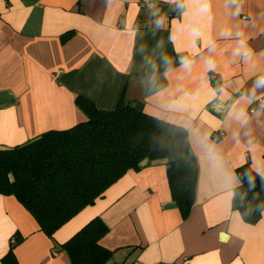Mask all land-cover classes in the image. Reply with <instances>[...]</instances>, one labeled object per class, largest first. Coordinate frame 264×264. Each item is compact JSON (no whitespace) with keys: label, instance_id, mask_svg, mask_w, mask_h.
Wrapping results in <instances>:
<instances>
[{"label":"crops","instance_id":"obj_1","mask_svg":"<svg viewBox=\"0 0 264 264\" xmlns=\"http://www.w3.org/2000/svg\"><path fill=\"white\" fill-rule=\"evenodd\" d=\"M79 97L102 111L141 102L184 127L193 208L185 218L173 201L165 162L128 171L53 238L0 194V264H73L61 245L95 218L105 264H264V211L252 224L232 204L239 168L264 178V109L251 112L264 100V0H0V148L86 121Z\"/></svg>","mask_w":264,"mask_h":264},{"label":"trees","instance_id":"obj_2","mask_svg":"<svg viewBox=\"0 0 264 264\" xmlns=\"http://www.w3.org/2000/svg\"><path fill=\"white\" fill-rule=\"evenodd\" d=\"M160 8V6H159ZM87 120L50 130L25 144L0 148V194L14 196L53 238L73 217L93 206L130 170L165 162L173 201L186 218L194 204L198 164L188 131L148 115L141 102L119 101L112 111L77 100ZM233 208L257 223L264 211V178L239 168ZM91 220L61 245L73 264H105L112 252L100 244L108 233Z\"/></svg>","mask_w":264,"mask_h":264},{"label":"built area","instance_id":"obj_3","mask_svg":"<svg viewBox=\"0 0 264 264\" xmlns=\"http://www.w3.org/2000/svg\"><path fill=\"white\" fill-rule=\"evenodd\" d=\"M144 5L147 6V7H149V8H152V9L156 10L157 11L156 12L157 14L161 13V9L159 8V6H157L153 2L145 1L144 2ZM213 78L216 79L217 78V75H214ZM262 109H264V100H260L258 102L257 109L254 108V109L251 110V112L254 113L256 110H262ZM184 264H188L187 261H185Z\"/></svg>","mask_w":264,"mask_h":264},{"label":"clouds","instance_id":"obj_4","mask_svg":"<svg viewBox=\"0 0 264 264\" xmlns=\"http://www.w3.org/2000/svg\"><path fill=\"white\" fill-rule=\"evenodd\" d=\"M163 24V18L157 21V27H160Z\"/></svg>","mask_w":264,"mask_h":264},{"label":"water","instance_id":"obj_5","mask_svg":"<svg viewBox=\"0 0 264 264\" xmlns=\"http://www.w3.org/2000/svg\"><path fill=\"white\" fill-rule=\"evenodd\" d=\"M222 237H224V236H222Z\"/></svg>","mask_w":264,"mask_h":264}]
</instances>
